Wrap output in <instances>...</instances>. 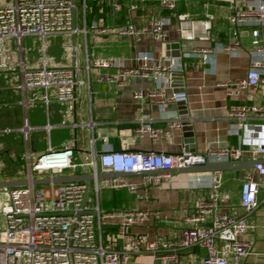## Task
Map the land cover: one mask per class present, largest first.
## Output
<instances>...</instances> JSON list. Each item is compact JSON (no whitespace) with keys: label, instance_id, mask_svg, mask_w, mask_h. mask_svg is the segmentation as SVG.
Masks as SVG:
<instances>
[{"label":"built area","instance_id":"obj_1","mask_svg":"<svg viewBox=\"0 0 264 264\" xmlns=\"http://www.w3.org/2000/svg\"><path fill=\"white\" fill-rule=\"evenodd\" d=\"M93 1L99 13L103 12L104 6H108L113 18L122 4H126V19L111 27L102 24L101 18H93L86 23V0H79L78 6L75 0H11L9 4L0 5V70L14 72V87L19 90L17 102L23 109L33 106L36 101L47 108L51 99L74 105L81 88L91 78L120 88L132 76L158 79L171 72H180L187 65L183 59L185 57H197L201 63L210 61V45H196L187 51L180 50L172 62H166L167 57L154 56L149 50H139L134 53L132 64L123 65L118 57L95 56L87 50L84 39L83 42L72 39L71 43L65 45L70 50L71 62L60 65L49 62L45 55L47 45L44 38L50 34H81L84 38L87 29L98 33L111 29L116 34L130 36L134 42L144 34L152 40H162L165 35L163 24L168 15L152 14L142 25L133 22L135 10L145 2H153L173 12L179 39L204 42L210 39L211 15L205 12L201 17H191L185 11L177 12V0ZM227 21L232 30L223 48L231 52L239 46L236 37L238 26L264 25V2L248 4L239 9L231 6ZM26 34L36 35L40 39L41 55L36 62L27 61L24 57L22 36ZM250 34V42L255 46L252 52L258 55L249 62L244 75L216 82L228 96L238 94L240 89L254 87L259 82L264 83L261 74L264 48L260 44L258 27H252ZM5 38H12L14 51L6 49ZM131 92L135 97L152 99L161 107L169 101L185 99L184 91L167 94L163 87H138L132 88ZM72 108L68 106L67 112H71ZM224 116L232 121L231 129L237 133L249 121L264 123V104L230 102L225 105ZM72 125L75 126L76 122L73 121ZM174 126H180L175 118L167 119L165 127L160 128L145 117L141 118L135 130L146 132L154 138L161 132L168 135L169 128ZM50 127L48 122L42 125L46 131ZM13 129L20 132L24 143L22 178H26L27 183L0 187L8 195L0 212V264H126L138 253H148L153 257H162L171 264H179V250L193 246L204 249L199 264H228L229 258L236 262L251 251V241L243 238L242 234L251 226L246 215L258 204V187L264 186V141L246 148L239 144L207 145L201 151L183 149L178 153L115 150L104 143L100 151L85 152L80 160L73 161V147L68 142L58 148L48 145L31 158L30 133L36 126L29 123L26 115H23L18 127L3 126L0 131L8 133ZM89 140L93 141L94 137L91 136ZM245 153L257 161L243 170L238 192L242 213H231L218 207V200L228 198V192L219 190V176L213 175L206 195L198 198L192 211L183 216L184 224L177 236L170 238L151 236L146 232H129L127 227L141 221L148 212L156 214V210L148 209L118 212L116 230L104 233L106 221L116 212L99 206V189L110 186L134 190L137 186L122 175L115 177L109 173L163 170L206 161L234 160L242 158ZM75 166H87L91 178L41 184L31 182L32 177L50 178L64 168ZM97 172L108 175L98 176ZM160 176L159 173H144L140 183L158 182ZM261 201L264 202V194Z\"/></svg>","mask_w":264,"mask_h":264},{"label":"crops","instance_id":"obj_2","mask_svg":"<svg viewBox=\"0 0 264 264\" xmlns=\"http://www.w3.org/2000/svg\"><path fill=\"white\" fill-rule=\"evenodd\" d=\"M259 1L264 2V0H177V12L185 11L191 17H201L205 12L211 15L210 39L207 42L179 39L173 12L153 2L140 4L135 10L133 22L142 25L152 14L168 15L163 24L165 35L162 40H152L147 34H144L134 42L130 36L116 34L111 29L106 33L87 29L84 38L81 34L71 36L57 33L63 34L67 38L61 44L67 51L70 61L62 64H68L72 60L70 50L65 47L66 44L71 43L72 39L80 42H83L84 39L87 50L95 56L118 57L123 65L132 64L133 55L139 50H149L159 58L167 57L166 62L174 61L180 50L187 51L191 46L210 45L212 52L209 55L210 61L207 63H201L197 57H185L183 59L187 61V65L180 72H171L158 79L132 76L120 88L91 78L88 84L81 88L74 105L70 102H58L53 99L47 108L41 103V109L44 112L42 114L43 121L34 126L45 132L46 143L45 145L40 144L34 154L45 149L48 145L58 148L66 142L73 147L72 160L78 161L85 152L100 151L105 145L104 143L115 150L131 149L178 153L184 149V146L192 151H201L207 145L239 144L246 148L264 141L263 122L249 121L239 128L237 133H233L232 121L224 116L225 105L230 102L264 104V83L259 82L254 87L240 89L239 93L233 96L226 95L224 88L216 84L217 81L227 77L243 76L249 62L258 55L252 52L255 48L250 42L252 27H258L261 35L260 44L264 48V25L238 26L236 37L239 46L231 52H227L223 48V44L230 39L232 30L227 21V14L230 12L231 6L239 9ZM204 2L207 4H203ZM126 12V4L123 3L121 9L116 13V17L113 18L108 6H104L103 12L99 13L95 2L86 0L84 20L88 23L93 18H101L102 24L111 27L123 23L126 19ZM79 24H82L81 17H79ZM172 42H178V45L173 46ZM46 48L49 49L48 43ZM64 56H66L65 52ZM30 61L36 62L34 59H30ZM51 62L57 63L52 59ZM261 74L264 77V68H262ZM138 87H163L167 94L184 91L183 106L177 104L176 101H169L161 107L147 97H135L131 89ZM9 95L12 96L10 93ZM10 96L9 98H12ZM68 106L74 107V109L67 112ZM145 117L150 119L152 125L160 128L165 127L169 118H175L180 122V126L169 128L168 135L161 132L152 138L146 132L140 133L135 130V127L141 122V118ZM73 121L76 122L75 126L72 125ZM45 122L51 124L48 131L42 128ZM19 125H15V128ZM59 128H66L69 135L64 139L52 142L50 131ZM185 131L190 132V135H184ZM91 136L94 137L93 141L89 140ZM104 136L105 139H103ZM32 140L31 138L30 148L34 146ZM5 147V159L12 162L16 158H21V154H16L10 146L5 144ZM242 158L251 157L245 153ZM151 171L150 173L153 174H161L158 182L143 185L140 181L141 175L145 172H137L122 175L136 183L137 186L134 190L110 186L99 189V206L104 210L116 212L106 221L107 228L104 233L116 230L118 212L128 209H148L156 210V214L148 212L141 221L127 227L129 232H146L151 236L170 238L177 236L179 228L184 224L183 216L192 211L198 198L206 195L213 175L219 176V190L228 192V198L218 200V207L231 213H242L238 202L241 178L233 169L212 172L156 169ZM89 172L90 169L87 166H75L64 168L59 174H86ZM23 173L24 170L16 169L10 174H0V179L22 178ZM118 176L120 175L115 177ZM263 194L264 186L259 185L256 194L258 204L246 215L251 226L242 234V237L251 241V251L236 262L229 258L228 264H264V202L261 201ZM203 254L204 249L197 246L181 249L178 252V262L179 264H199ZM126 264H171V262L162 257H153L148 253H138L134 254Z\"/></svg>","mask_w":264,"mask_h":264},{"label":"rangeland","instance_id":"obj_3","mask_svg":"<svg viewBox=\"0 0 264 264\" xmlns=\"http://www.w3.org/2000/svg\"><path fill=\"white\" fill-rule=\"evenodd\" d=\"M11 0H0V5L9 4ZM77 6L79 5L78 0H75ZM45 43L49 46V49L46 48V57L49 62L51 59L57 62V65L62 64L63 62L67 63L70 61L69 55L66 53L65 48L62 46V41L66 40L65 35L63 34H50L45 36ZM6 49L14 51L15 44L12 38H5L3 40ZM40 39L38 36L33 34H26L22 36V45L24 48V57L26 60L30 59L37 60L41 55L39 49ZM122 42V41H121ZM120 42V43H121ZM65 55L69 57L64 56ZM28 58V59H27ZM68 59V60H67ZM13 69V68H11ZM14 72L6 69L5 71L0 70V128L3 126H9L15 128V125L20 124L23 115H26L30 124L38 125L43 121L42 114V104L39 101H36L33 106L23 109V107L16 102L19 94V90L14 87L13 81ZM12 94V96L9 95ZM12 97V98H9ZM50 140L52 142L64 139L69 135L66 128H59L50 131ZM33 139V148H30L31 158L34 157V151L37 149L40 144L45 145L46 143V134L41 129H36L34 132L30 133V139ZM5 144L11 147V149L16 154H21V158H16L12 162L8 159H5ZM24 150V143L21 138L20 132L13 129L8 133L0 131V174H10L16 169L23 171L24 170V158L22 157V152ZM22 159V160H21ZM42 187V185H38ZM8 198L6 192L0 189V212ZM48 205L46 201L45 206Z\"/></svg>","mask_w":264,"mask_h":264},{"label":"water","instance_id":"obj_4","mask_svg":"<svg viewBox=\"0 0 264 264\" xmlns=\"http://www.w3.org/2000/svg\"><path fill=\"white\" fill-rule=\"evenodd\" d=\"M173 46H177L178 42H172ZM183 100H178L176 101L177 104H180L183 106ZM184 111V110H182ZM184 113V112H181ZM182 126V125H181ZM186 136L190 135V132L185 131L183 133ZM189 140V139H188ZM185 150H190L188 149L187 146H184ZM257 160L253 158H240V159H234V160H225V161H206L203 163H194V164H189L185 166H180V167H170L163 169L162 171H216V170H224V169H233L235 173L238 174V177L241 178L243 174V170L246 167L252 166L254 162ZM159 170V169H156ZM137 172H145V173H150L152 172L151 170H143V171H137ZM136 171H128V172H114V173H109L111 176H116V175H130L137 173ZM107 173H101L97 172L98 176H103L106 175ZM91 178L90 173L86 174H57L53 175L50 178L47 176H41V177H32L31 182L35 184H41V183H47L48 181L52 182H66V181H72V180H88ZM27 183L26 178H10V179H0V187H10L14 185H23Z\"/></svg>","mask_w":264,"mask_h":264}]
</instances>
